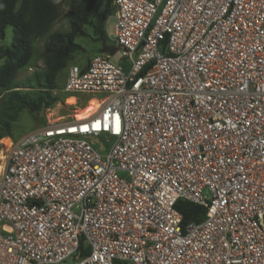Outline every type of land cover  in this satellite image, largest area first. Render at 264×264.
I'll return each instance as SVG.
<instances>
[{
	"label": "built area",
	"instance_id": "1",
	"mask_svg": "<svg viewBox=\"0 0 264 264\" xmlns=\"http://www.w3.org/2000/svg\"><path fill=\"white\" fill-rule=\"evenodd\" d=\"M112 8L121 63L71 64L62 88L96 111L4 155L0 264H264V0Z\"/></svg>",
	"mask_w": 264,
	"mask_h": 264
},
{
	"label": "trees",
	"instance_id": "2",
	"mask_svg": "<svg viewBox=\"0 0 264 264\" xmlns=\"http://www.w3.org/2000/svg\"><path fill=\"white\" fill-rule=\"evenodd\" d=\"M61 5L62 0H0V37L3 38L5 28L12 29L11 42L4 49L0 66V140L11 136L13 124L22 112L37 115L56 102L51 91L57 88L58 78L80 49L75 37H88L86 28H91L97 39H106L104 21L113 14L112 0H77L66 13L70 30L49 34L60 16ZM44 37L43 67L33 71L26 84L17 83V74L28 68L33 58V41ZM20 88L28 91L20 92ZM39 123V127L46 124ZM175 208L181 215L182 226L199 223L205 216L202 206L184 200H179Z\"/></svg>",
	"mask_w": 264,
	"mask_h": 264
},
{
	"label": "rangeland",
	"instance_id": "3",
	"mask_svg": "<svg viewBox=\"0 0 264 264\" xmlns=\"http://www.w3.org/2000/svg\"><path fill=\"white\" fill-rule=\"evenodd\" d=\"M76 1L77 0H62L60 16L58 20L53 24L49 34L54 32H68L70 30L66 13L70 9V7L75 4ZM94 21L96 22V19H94ZM104 31L108 43L112 44V39L115 34V18L112 14L105 19ZM86 32L89 35L88 37L77 36L74 38V42L80 47V49L74 55L73 60L70 64L79 65L80 63L84 62L87 63L88 58H91L94 55L98 54V39L96 38V36H94L93 30L91 28H86ZM11 38L12 29L11 27H7L3 32V38L0 37V66L4 62V49L10 45ZM45 40L46 37L33 41V58L30 61L28 68L20 70L17 74V83L26 84V80L28 77H30L31 73L33 71H38L43 67L41 53ZM109 60L114 65L120 64V53L116 52L112 57H110ZM66 70H64L58 78L57 88L51 91V95L56 98V102L53 104V106L33 116L28 115L26 112H22L19 115V118L13 124L11 136L0 140V170L2 169L4 163V155L9 149L10 144L25 133L41 126L39 123L40 121H43L46 124H55L67 121L69 118L76 119L75 115L80 112V110L86 107L90 99H87L86 97H73L75 100L72 104H70L67 101L70 97H66L61 91L64 85ZM18 91L27 92L28 89L20 88L18 89ZM5 140L7 144L4 143ZM89 140L92 143L101 146L99 138H89ZM205 195L207 197L209 196L207 192H205Z\"/></svg>",
	"mask_w": 264,
	"mask_h": 264
},
{
	"label": "bare ground",
	"instance_id": "4",
	"mask_svg": "<svg viewBox=\"0 0 264 264\" xmlns=\"http://www.w3.org/2000/svg\"><path fill=\"white\" fill-rule=\"evenodd\" d=\"M66 97H69V96H66ZM74 98L73 97H70L67 101L68 103L72 104L74 102ZM97 102L94 100V99H90L86 105L85 108H83L82 110H80V112H78L76 115H75V118L77 120H82V119H86L87 117H89L90 115H92L93 112L96 111L97 109ZM5 144L6 143V140L4 142Z\"/></svg>",
	"mask_w": 264,
	"mask_h": 264
},
{
	"label": "water",
	"instance_id": "5",
	"mask_svg": "<svg viewBox=\"0 0 264 264\" xmlns=\"http://www.w3.org/2000/svg\"><path fill=\"white\" fill-rule=\"evenodd\" d=\"M99 48H98V54H106L109 57H112L116 53V48L109 44L106 39H104L102 36L98 38ZM160 53H162V49H160Z\"/></svg>",
	"mask_w": 264,
	"mask_h": 264
},
{
	"label": "crops",
	"instance_id": "6",
	"mask_svg": "<svg viewBox=\"0 0 264 264\" xmlns=\"http://www.w3.org/2000/svg\"><path fill=\"white\" fill-rule=\"evenodd\" d=\"M113 15V14H112ZM105 22V21H104ZM108 42V41H107ZM98 47H99V45H98ZM89 59V58H88ZM86 63L84 62V63H80L79 64V66H83V65H85ZM0 98H1V95H0Z\"/></svg>",
	"mask_w": 264,
	"mask_h": 264
}]
</instances>
